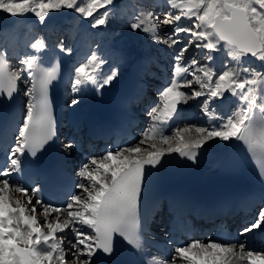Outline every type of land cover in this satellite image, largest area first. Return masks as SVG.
Wrapping results in <instances>:
<instances>
[{"label": "snow or ice", "instance_id": "obj_1", "mask_svg": "<svg viewBox=\"0 0 264 264\" xmlns=\"http://www.w3.org/2000/svg\"><path fill=\"white\" fill-rule=\"evenodd\" d=\"M115 3L116 0H0V11L12 17L32 13L43 24L50 12L69 9L83 18L91 17L92 27H99L107 24L109 6ZM165 6L169 11L163 18L151 10H141L129 24L133 31H142L157 43L175 48L173 76L158 90L159 100L149 112L153 123L138 142L89 157L78 174L81 182L76 187L81 192L73 195L64 208L42 201L37 195L38 187H32L29 194L27 186L11 179L22 172L26 153L35 158L56 135L48 85L57 78V70L42 68V57L38 55L48 45L44 37L35 38L29 45L35 51L20 61L23 67L13 74L7 73V53L0 48V92L6 91L11 99L20 73L31 77V87L24 93L30 98L26 117L18 129L15 146L6 154L5 166L0 168V264H97L98 253L113 254L116 235L144 256L143 264H264V249L245 251V243L231 241L191 240L172 249L168 259H161L146 251L137 230L146 166L156 167L166 154L178 153L195 161L197 150L208 141L236 140L264 177V71H258L245 59L251 57L264 65V0H165ZM182 18L188 23H182ZM164 26H169L168 31H163ZM180 33L186 34V42L178 38ZM58 47L71 52L62 42ZM190 47L193 51H206L200 59L194 55L182 65ZM216 52H223L231 64L223 65L219 74L210 66L212 53ZM201 59L206 62L201 63ZM104 64L102 57L91 52L74 69L72 91L79 94L89 85L99 91L111 85L119 71L110 68L105 72ZM38 73L39 105L33 103L37 99ZM5 80L9 85L6 90L2 87ZM193 83L199 86L198 90L192 87ZM226 92L236 98L238 109L227 116L211 106L214 100H223ZM200 97H206L200 108L209 127L185 126L165 135L161 126L172 119L178 105ZM68 103L71 107L78 105L79 95ZM63 147L70 151L74 144L68 142ZM37 206L39 215L44 217L43 224L37 219ZM53 213L56 215L50 220ZM64 214L66 218L62 220ZM69 229L74 242L69 241L66 250V236L58 233ZM254 230H264V203L241 234Z\"/></svg>", "mask_w": 264, "mask_h": 264}, {"label": "bare ground", "instance_id": "obj_2", "mask_svg": "<svg viewBox=\"0 0 264 264\" xmlns=\"http://www.w3.org/2000/svg\"><path fill=\"white\" fill-rule=\"evenodd\" d=\"M164 4L165 0H122L119 5L109 6L111 9L109 20L106 25H102L99 27H92L91 17L83 18L74 10L71 17H68L67 14L70 13V10L64 9L59 12H50L49 17H46V21L43 24L39 23L37 18L32 19V13H27L24 17H17L14 26L10 29H7V27L5 26V21L10 14L0 11V37L2 41L4 40L3 42L5 46L9 49V74L17 73V71L19 70V65L23 67L20 61L25 59L27 54L35 51L29 47L30 43L34 42L35 38L44 37L47 44L56 43L53 41V36H57V32H61L62 29H65L66 37H64L62 40L58 39V42L56 44L62 42L65 48L71 49V52L69 53L70 64L66 57L62 58L63 66L67 65L70 73L68 76V80L64 79L62 81L64 88L62 96L66 101V107L61 111V116L64 113V124L69 122V125L66 124L67 133L65 135V138L60 139L59 141V152H62L64 155L73 156V158L75 159L78 156H81V151L86 149V143L92 140L95 132L101 131L104 134V137L108 136V132L104 129L103 125L98 126L96 130L87 125L88 122L92 120L98 122H102L104 120L102 112L99 108V101L97 100L99 95L98 92L114 94L118 90L120 85L127 83V95L125 96V100H129L134 96V93L136 91L135 80L137 79L138 74L141 78L140 93L145 92L147 86L153 79L151 77L153 74L156 73L157 76L161 77V80H159L160 84H158L157 87L154 88V91H152L151 93L158 92V88H161V86L166 84L173 76V67L170 66H173L175 63V48H164V46L166 45L157 43L155 40L150 38L149 34H146L142 31H133L129 27V24L134 22V17L139 14L141 10H151L153 13H155L158 9L160 10V5ZM99 11L102 12L104 11V9H100ZM58 19H61V21L53 25H48L46 23L50 20L58 21ZM181 22L188 23L183 18ZM101 29L107 31V35L105 33H101ZM168 29L169 26H164L163 31H168ZM11 30L14 33L12 34L14 35V37H11L12 35H9V32H11ZM97 33H101L106 40L107 36H110V46H108L105 42V39L99 36ZM161 34H163V32ZM181 38L182 37L180 36V39ZM115 43H117V45L119 43L124 47L126 45L129 46V44L131 43L134 45L138 44L141 45L142 49L131 52L133 56L131 55L132 57H129V65L127 64L128 66L119 65V62L117 61V55L111 52L113 50L112 48L117 50L113 45ZM158 46L159 49L155 51L154 49ZM175 47L178 48L179 45ZM190 50H188V52H186L184 55L188 56ZM204 51L206 50L202 49V52ZM91 52H95L98 56L102 57L105 60V64L103 65V71L105 72H107L111 68L109 67V65L114 63L117 64L118 66L116 67V69H118L119 75L115 80L112 81L111 85H106L99 91H96L91 85H89L81 93H74L72 91L74 69L79 66L80 63L84 62ZM38 55L41 56L40 53ZM45 55H52V53L49 52L48 54H43V56ZM212 55L214 59L211 62L210 66L214 68L217 74H219V71L221 70L223 65L229 64V66H231L229 58H227L223 52L212 53ZM245 59H247L249 62H252L253 66L256 67L258 71H264V65H261L259 62H254L253 58L247 57ZM40 62H45L48 65L50 64V62H47V59L41 60ZM202 62L203 60L201 59V63ZM49 66L51 67L52 65ZM62 67L60 69L62 70V74H64L65 70ZM138 67L140 68L137 69ZM30 80L31 77H29L27 73H20V79L16 81V99L13 106L17 109V112L15 114L17 121H19V116L21 115L22 123L26 117L27 104L30 99L24 93L26 89L31 87V84L29 82ZM213 80H215V77L213 78ZM155 81L156 83L159 82L158 80H154V82ZM54 82L55 80H52L50 84L52 85ZM36 83H38L37 79ZM76 95H79L80 103L75 107H71L68 101ZM33 103H36V100L33 101ZM149 103L152 104L149 105ZM213 103L215 104L214 108L216 109V111L225 116L231 115L238 110L236 98L231 96L227 92L225 93L223 100L217 99L214 100ZM154 104L156 105L155 98L149 100H147V98H144L142 105H134L131 109L128 106L125 107V111L129 115L138 117L141 120V125L136 129L137 134L140 136H142V132L147 130V128L150 127L153 123L149 112L151 111L150 107ZM184 109H187L189 114H181L183 113ZM195 110V99L189 100L186 104H179L177 112L173 115L172 119L169 120L167 124L161 126L164 134L172 135L176 128H183L185 126L191 125L190 123L194 122L195 119H197L196 112L194 116L191 115V112ZM188 119L190 122H188ZM131 120L132 119H130L129 122H131ZM170 122H173V127L170 125ZM212 123L216 124L218 122L212 121ZM192 135L195 136V132H193ZM68 142H73L74 144V148L70 151H66L63 147L64 144ZM156 142L159 145V141L157 140ZM144 147H147V144H145ZM163 147L167 146L163 145ZM197 152H202L204 154V157L200 160V169L197 174H193L189 171V167L186 163L185 157L180 156L178 153H171L166 154L162 158V161H175L173 165H169V167L166 168H159L156 170L155 174L145 178L143 187L150 185L155 180L167 181L170 178H173L175 184L174 186L159 192L157 196L151 198L148 203L145 217L148 220V218L152 217L153 214L155 215L151 218V221L149 223L150 227L155 233L159 234L166 230L167 226L158 224L155 220L163 217V215L168 212L169 215L165 217V221H170V216L173 212L174 206L178 205L181 195H184L189 190L188 184L195 186L198 189H202L204 183L220 182L219 180H215L212 178L214 174L218 172H223L233 178L242 176L239 179L237 190L236 204L238 206L251 209L252 204L256 200V198H261L263 196L261 189L258 191L259 193L261 192L260 195H252L251 188L253 185L247 179V176L251 175L259 168L257 163L254 162L253 158L246 151L245 147L240 141H222L218 138H215L211 141H208L204 145V147L198 149ZM100 153L104 154L105 152ZM240 154H242L243 156L242 160L238 159ZM27 159L28 156L26 153L25 161ZM241 161L244 165H247L249 162L252 164H250L249 166H243L241 168H234V166H236V164ZM149 168L154 167L146 166V169ZM80 170L81 168L77 170L78 174ZM182 174L188 175V178H181ZM11 179L14 181H20V178H18L16 174H14ZM80 191L81 189H79L78 194H80ZM29 194H31L30 190ZM16 195L18 196L19 194ZM193 201L195 202V208H197L198 210H203L205 212L209 211L207 198L196 197L193 199ZM33 203H35V198H33ZM39 213L40 207L37 206V219L41 222V224H43L44 217L39 215ZM55 215L56 214L53 213L52 217H49V219L52 220ZM64 218H66V214L62 215L61 217L62 220ZM58 235L66 236L64 246L68 245L70 247L69 241L74 242L70 229L66 231V233H58ZM243 236L245 238L244 243L246 246H248V249H264V230H254L253 232L243 234ZM197 240H200L202 242L213 241L210 236H205ZM240 264H243V262H240Z\"/></svg>", "mask_w": 264, "mask_h": 264}, {"label": "rangeland", "instance_id": "obj_3", "mask_svg": "<svg viewBox=\"0 0 264 264\" xmlns=\"http://www.w3.org/2000/svg\"><path fill=\"white\" fill-rule=\"evenodd\" d=\"M126 1H128V0H126ZM161 8H160V10L158 9L157 10V12H155V10H154V12H155V14L156 15H160L161 16V18H163V15H164V13H166L167 11H169V9L165 6V4L164 5H161L160 6ZM32 17V19H35L36 17L34 16V15H32L31 16ZM61 21V19H58V21H56V20H50V21H47L46 23L48 24V25H53V24H55V23H57V22H60ZM57 32V31H56ZM100 32L101 33H105L106 35H107V31H104L103 29H101L100 30ZM14 34V33H13ZM61 35H59L60 36V38H64L65 36H64V34H65V31L63 30V31H61V33H60ZM170 34V33H169ZM182 38H181V40L183 41V42H186V40H187V37H186V34H184V33H181V34H179ZM180 36L178 37L179 39H180ZM11 37H14V35H12ZM109 40H110V36H107V41L109 42ZM4 41V40H3ZM107 41H106V44H107ZM114 45V47L117 49V53H118V56H119V61H120V64H122V62L128 57V55L132 52V51H135V50H141L142 48H141V45H138V44H136V45H134V44H129V46H122L121 44H119L118 43V45H117V43H115V44H113ZM116 45V46H115ZM132 46V47H131ZM136 46V47H135ZM130 47V48H129ZM167 46H164V48H166ZM159 49V46L157 47V48H155L154 50L155 51H157ZM191 49V50H190ZM189 50H190V53H189V55L188 56H185L184 55V60L181 62V64L183 65V64H185L189 59H190V57L191 56H196L198 59H200V57H201V54L203 53L202 52V49H196L195 51H193V49L190 47L189 48ZM205 52V51H204ZM203 60V59H202ZM206 61H204L203 60V62L202 63H205ZM112 65H114V64H112ZM118 65L117 64H115V66H111V68H115L116 69V67H117ZM120 67V66H119ZM173 67H174V65H173ZM19 68H21V66L19 65ZM18 68V69H19ZM202 75V74H201ZM152 77H153V79L154 80H156V79H159V77H157V74L155 73V74H153L152 75ZM160 80V79H159ZM157 86V84H156V82L154 83V81H153V83H151L150 85H149V87H148V90H147V94H149V96H148V98H151V97H155V99L157 98V101H156V104H157V102H158V100H159V97H158V94L155 92V93H152L151 95H150V92H152V91H154V88ZM193 88H196L197 90L199 89V86L198 85H196L195 83H193V86H192ZM184 91H188V89L186 90V89H183ZM206 90V89H205ZM149 92V93H148ZM206 97H200V98H198V99H195V107H196V110L195 111H192L191 112V115H195V112H196V118L197 119H195V121L194 122H192V123H190L191 125H195L196 127H206V128H208L209 127V123H208V121H207V119H206V117L204 116V114L202 113V111H201V108H200V105H201V101L202 100H204ZM212 107H215V104L214 103H212ZM152 109V108H151ZM183 114H189L188 113V111H187V109H184L183 110ZM189 116V115H188ZM188 122H190L189 121V119H188ZM191 125H188V126H191ZM142 138V137H141ZM140 138V139H141ZM139 139V140H140ZM139 140H137V141H135V142H133V143H136V142H138ZM132 143V144H133ZM131 145V144H130ZM99 156H101V155H99ZM99 156H97V157H99ZM69 248V246L67 245V246H65V249L67 250ZM246 251L248 250V248H246L245 249Z\"/></svg>", "mask_w": 264, "mask_h": 264}, {"label": "water", "instance_id": "obj_4", "mask_svg": "<svg viewBox=\"0 0 264 264\" xmlns=\"http://www.w3.org/2000/svg\"><path fill=\"white\" fill-rule=\"evenodd\" d=\"M120 1H121V0H116V3H115V4L120 3ZM14 20H15V17L9 16V18H8V22H9V23L13 22Z\"/></svg>", "mask_w": 264, "mask_h": 264}]
</instances>
